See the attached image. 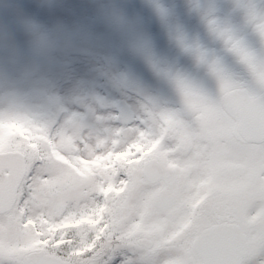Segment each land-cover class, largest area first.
<instances>
[{"label":"rangeland","instance_id":"obj_1","mask_svg":"<svg viewBox=\"0 0 264 264\" xmlns=\"http://www.w3.org/2000/svg\"><path fill=\"white\" fill-rule=\"evenodd\" d=\"M248 5L249 0H229V5L225 0H165V18L152 25L126 0H0V151H19L27 160L18 200L0 215V264H33L30 258L40 252L68 264H109L111 254L114 264L165 262L164 252L139 244L143 237L153 240L179 227L159 218L153 198L160 187L142 173L146 161L158 158L157 145L115 163L131 179L125 193L107 204L103 237L112 230L130 235L105 260L107 249L93 243V230L84 222L77 224V214L95 208L100 183L109 179L105 171L90 168L97 157L123 151L134 141L140 113L147 115L155 136L161 134L159 119L172 114L175 103H208L217 110L232 90L245 89L251 96L264 90L259 87L264 62L254 59L249 67L233 51L244 31H236L239 37L227 33L223 38L234 39L230 45L215 47L204 40L208 12L226 6L241 12ZM92 33L110 36L113 46L98 45ZM122 56L140 65L148 78L121 67ZM80 62L87 71L76 75L74 65ZM121 99L135 114L127 138L117 112ZM62 100L64 116L58 111ZM224 120L227 150L233 155L227 157V197L239 194L243 203L261 202L264 207V144L234 138L236 119L228 115ZM27 207L37 224L25 223Z\"/></svg>","mask_w":264,"mask_h":264},{"label":"flooded vegetation","instance_id":"obj_2","mask_svg":"<svg viewBox=\"0 0 264 264\" xmlns=\"http://www.w3.org/2000/svg\"><path fill=\"white\" fill-rule=\"evenodd\" d=\"M225 1L229 5V0ZM249 1V7H243L241 12H239L240 9L234 13L230 12L233 9L228 6L219 7L215 13L208 12L204 20V40L209 45L216 43L215 47H221V44L224 46L229 42L230 45L234 40L223 38L227 33L230 37L235 35L239 37L236 31L247 33L254 30L258 34L260 27H264V0ZM223 17L225 22H222ZM214 25H216V32L211 29ZM173 107L172 114H167L159 119L157 127L161 134L155 136L147 125V115L140 113L141 122L135 136V139L138 140L139 154L132 151L133 141L126 144V150L123 151L124 154H135L134 157H139L142 155L140 153L146 152L148 147L156 144L159 149V152L157 151L158 158L154 157L146 161L143 164L142 173L144 166L151 161L158 162L162 169H171L175 172L172 178L160 177L153 185L160 187L155 196L161 194L177 196L176 202L170 209L156 208V211H158L161 220H168L175 225L178 224L179 227L168 228L161 233L159 238L153 240L143 237L139 240V244L149 250L164 252L166 260L161 264H201L202 260L194 249L195 241L206 229L227 225L238 228L241 236H245L247 255L242 259L241 264H264L263 204L261 202L243 203L241 195L227 197L226 193V172L230 171L226 165L227 157L230 159L233 155L227 150L228 141L224 126V119L228 115H232L225 108L224 100L217 110L210 109L208 103L192 105L175 103ZM129 133L131 132L129 131ZM168 133L170 135L166 136ZM233 136L242 140L236 134ZM166 145L168 147L165 150L162 148L160 150L161 146L164 148ZM124 160L130 159L126 156ZM97 161L92 163L90 169L94 172L105 171L107 173L109 179L106 183L101 182L100 184L105 188L107 197L106 199L97 198L94 204L95 208L90 211L86 210L87 213L83 216L77 214V223L87 222L86 227L93 230L90 234L93 243L95 245L99 243L100 249H107L103 253V259H106L117 245L127 242L130 235L126 231L112 230V233L103 237L107 204L110 202L112 205L117 197L125 193L131 178L129 174L122 172L119 165L115 164L114 154L107 153V167H97L95 165ZM203 190L205 191L202 192ZM139 194L142 197L145 196L144 192ZM131 195L135 196V194ZM138 198L142 206L144 201L142 198ZM45 218L47 219V216ZM137 222V220L134 221L132 225H136ZM47 223L50 224V220ZM197 228H201V230L196 231ZM144 241H148L149 246L144 245ZM229 242L231 244L238 243L236 239ZM210 243L212 244L213 241L209 240L208 244ZM242 243L240 240L241 246ZM111 255L109 264H113L114 261V256ZM40 256L56 258L40 252L32 255L30 260L33 264H37ZM57 259L63 261L60 258ZM214 259V256L209 258L211 262ZM211 262L207 264H214Z\"/></svg>","mask_w":264,"mask_h":264},{"label":"water","instance_id":"obj_3","mask_svg":"<svg viewBox=\"0 0 264 264\" xmlns=\"http://www.w3.org/2000/svg\"><path fill=\"white\" fill-rule=\"evenodd\" d=\"M131 1L146 12L153 24L159 23L162 19L164 13L158 4L161 0ZM262 96H264V92L257 97L251 98L245 90H237L227 94L225 97V107L239 119L236 131L247 142H264V103H261ZM118 112L123 123L129 124L132 121V112L126 101L122 100L119 102ZM128 134V130L123 132L124 136ZM157 172V168L152 164H148L145 167V175L151 182L157 181L159 175H163L167 179L172 176L169 170ZM25 173V156L22 153H0V214L9 211L14 205ZM175 199L174 195L168 197L167 195H159L155 198L154 203L158 208L167 209L174 203ZM235 239L238 242L237 244L229 242ZM209 240H212L213 243L208 244ZM240 240L243 242L242 246L240 245ZM144 244L149 246L146 241H144ZM195 249L203 260L202 264L211 262L209 258L213 256L215 259L211 263L214 264H241L243 257L247 255L244 237H241L237 228L227 225L212 227L204 231L197 239ZM38 264L65 263L56 259L40 257Z\"/></svg>","mask_w":264,"mask_h":264},{"label":"snow or ice","instance_id":"obj_4","mask_svg":"<svg viewBox=\"0 0 264 264\" xmlns=\"http://www.w3.org/2000/svg\"><path fill=\"white\" fill-rule=\"evenodd\" d=\"M91 39L100 46H113L114 44V41L110 36H101L97 33H92ZM233 51L237 53L241 62L248 65L249 67L253 66L252 62L254 59H259L260 61L264 62V31H261L257 34L254 30H252L247 32L245 35L240 36L238 38L237 44L233 48ZM120 60L121 67L130 71L133 76L140 79L148 78V75L144 69L130 58L122 56ZM74 70L76 75H82L86 73L87 66L83 62H80L74 65ZM245 76L247 78V74H245ZM253 86L257 87V85ZM259 87L264 88V80L261 81ZM114 95L116 94L114 93ZM261 103H264V96L261 98ZM98 111L100 110L98 109ZM92 119L94 120L96 117L93 116ZM62 122L63 118L57 120V124L51 129L49 133L50 136L56 131ZM80 135L84 137V132L82 131ZM84 139L86 142H92L90 137H84ZM76 143L79 145L80 141L78 140ZM76 154L83 155V153ZM133 264H135V262H133Z\"/></svg>","mask_w":264,"mask_h":264}]
</instances>
